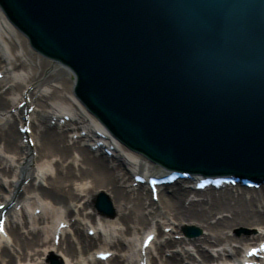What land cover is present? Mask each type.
Segmentation results:
<instances>
[{
    "label": "water",
    "instance_id": "water-1",
    "mask_svg": "<svg viewBox=\"0 0 264 264\" xmlns=\"http://www.w3.org/2000/svg\"><path fill=\"white\" fill-rule=\"evenodd\" d=\"M1 2L131 144L203 170L264 161V0Z\"/></svg>",
    "mask_w": 264,
    "mask_h": 264
},
{
    "label": "bare ground",
    "instance_id": "bare-ground-1",
    "mask_svg": "<svg viewBox=\"0 0 264 264\" xmlns=\"http://www.w3.org/2000/svg\"><path fill=\"white\" fill-rule=\"evenodd\" d=\"M0 25L17 35L5 34V30L0 33L9 51L0 46V71L5 73L0 79V203L16 200L6 225L13 243L0 239V264H49V256L58 252L67 258L66 264H83L81 258L93 254L95 249L112 250L110 264H138L136 242L150 229L158 232L153 243L158 255L149 250L150 264H210L239 259L243 248L262 238L264 187L198 191L184 181L160 188L158 202L147 186L133 187L130 170L139 167L158 172L164 167L155 162L147 166L141 160L138 163V156L145 157L125 146L128 169L100 149L92 150L88 138L94 135L93 125L102 127L101 122L73 93L71 69L30 47L27 37L1 10ZM25 94L35 105L30 115L34 147L23 142L18 127L24 121V107L11 112ZM73 99L82 108L80 113L77 105L72 106ZM63 112L74 114L76 120L58 125ZM54 114L56 124L51 125ZM83 129L88 135L80 134ZM74 133L79 137L72 138ZM34 149L36 156L32 155ZM27 178L29 182L23 184ZM102 191L115 207L116 219L98 217L93 208V199ZM19 202L23 205L17 211L14 207ZM37 207L42 208L39 214L34 213ZM96 218L110 231L111 239L103 237ZM60 220L70 224L55 244L52 233ZM183 223L198 225L204 232L198 238L178 240L173 233L181 234ZM117 225L123 227L117 229ZM165 226L173 229L165 233ZM90 227L97 230L96 234L84 233V228L87 231ZM188 243L193 245V251ZM166 251H170L169 256Z\"/></svg>",
    "mask_w": 264,
    "mask_h": 264
},
{
    "label": "rangeland",
    "instance_id": "rangeland-1",
    "mask_svg": "<svg viewBox=\"0 0 264 264\" xmlns=\"http://www.w3.org/2000/svg\"><path fill=\"white\" fill-rule=\"evenodd\" d=\"M63 75H64V74H63ZM201 229H202V228H201ZM202 232H204L203 229H202ZM84 233H86L85 230H84ZM217 248H218V247H217ZM59 253H60V252H59ZM60 254H61V253H60ZM55 255L58 256V253H55ZM22 263H23V262H22ZM25 263H26V264H27V263H28V264H33V263L36 264V263H38V261H36V262H34V261H27V262H25Z\"/></svg>",
    "mask_w": 264,
    "mask_h": 264
}]
</instances>
